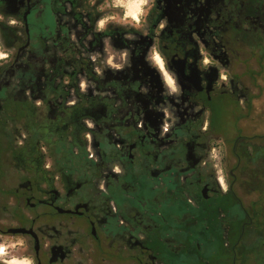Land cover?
Here are the masks:
<instances>
[{
	"label": "flooded vegetation",
	"instance_id": "af4514ba",
	"mask_svg": "<svg viewBox=\"0 0 264 264\" xmlns=\"http://www.w3.org/2000/svg\"><path fill=\"white\" fill-rule=\"evenodd\" d=\"M118 1L0 0V243L20 264H213L241 242L243 138L221 121L238 130L264 0H145L138 20Z\"/></svg>",
	"mask_w": 264,
	"mask_h": 264
},
{
	"label": "rangeland",
	"instance_id": "374dc122",
	"mask_svg": "<svg viewBox=\"0 0 264 264\" xmlns=\"http://www.w3.org/2000/svg\"><path fill=\"white\" fill-rule=\"evenodd\" d=\"M135 2L136 0H119L116 4L125 6L126 14L131 15L128 5ZM241 51L238 78L247 87L249 95L246 104L243 102L245 92L240 97L236 127L238 130L235 131L233 116L230 114L223 117L221 124L228 133L230 143L235 135L241 136L243 140L239 146L243 152L244 149L248 152L241 157L239 187L236 188L245 207L244 214L238 221L230 224L233 232L243 229L242 238L234 247L233 234L225 240L221 238L214 242L212 253L207 255L208 261L214 264H264V48H260L257 54L251 53V47L248 48V53ZM229 168L230 165L227 164V169ZM1 173H6L7 176L16 175L14 166L9 164H0V175ZM8 243H0V247L4 249L0 257L13 260L16 258L15 253L9 258L5 257L9 250L6 249Z\"/></svg>",
	"mask_w": 264,
	"mask_h": 264
},
{
	"label": "clouds",
	"instance_id": "9594fccd",
	"mask_svg": "<svg viewBox=\"0 0 264 264\" xmlns=\"http://www.w3.org/2000/svg\"><path fill=\"white\" fill-rule=\"evenodd\" d=\"M144 2H145V0H136L135 3L128 5V7L130 8V14L133 16L134 19L138 20V13L141 11V4H143ZM16 22L17 21L15 19H10L9 25H15ZM98 23H100V22H98ZM165 23H166L165 21L161 22L159 27L161 29H163L165 27ZM200 54L203 55V53H201V52H200ZM7 59H8V54L6 52L0 51V61H4ZM154 61L160 66L161 71L164 72L165 75H167L165 68H164V60L162 59L159 51L155 52ZM202 63L204 65H209L212 63V59L209 56H204ZM220 80L227 83L228 76L224 73H221L220 74ZM174 83L175 82L169 77L168 78V84L170 86L174 87ZM81 87H84L83 82H81ZM206 128H207V125H205V130H206ZM165 131H167V129H165ZM222 151H224L223 148H222ZM211 152H212V158L218 161L215 165H213V167L216 170V180L219 184L221 191L226 193L229 190V185L227 183V179H226V176L224 173V168L222 165L223 159L218 155L216 148H212ZM48 167H51V166L49 165ZM113 171L116 173H119L120 169L117 167V168H114ZM3 252H4L3 247H0V255H2ZM8 264H20V262H18L16 260H12V261H9ZM25 264H30V262H25Z\"/></svg>",
	"mask_w": 264,
	"mask_h": 264
},
{
	"label": "water",
	"instance_id": "95a60500",
	"mask_svg": "<svg viewBox=\"0 0 264 264\" xmlns=\"http://www.w3.org/2000/svg\"><path fill=\"white\" fill-rule=\"evenodd\" d=\"M8 232H10V233H23L24 230H21V229H11Z\"/></svg>",
	"mask_w": 264,
	"mask_h": 264
},
{
	"label": "trees",
	"instance_id": "16d2710c",
	"mask_svg": "<svg viewBox=\"0 0 264 264\" xmlns=\"http://www.w3.org/2000/svg\"><path fill=\"white\" fill-rule=\"evenodd\" d=\"M242 152H243V151H242ZM243 154L246 155V154H248V152L244 149ZM212 249H213V248H210L211 251H212ZM210 253H212V252H210ZM210 253H209V254H210ZM213 264H214V263H213Z\"/></svg>",
	"mask_w": 264,
	"mask_h": 264
}]
</instances>
